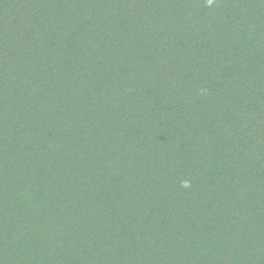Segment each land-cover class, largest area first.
I'll list each match as a JSON object with an SVG mask.
<instances>
[{
	"label": "trees",
	"instance_id": "16d2710c",
	"mask_svg": "<svg viewBox=\"0 0 264 264\" xmlns=\"http://www.w3.org/2000/svg\"><path fill=\"white\" fill-rule=\"evenodd\" d=\"M0 264H264V0H0Z\"/></svg>",
	"mask_w": 264,
	"mask_h": 264
},
{
	"label": "clouds",
	"instance_id": "9594fccd",
	"mask_svg": "<svg viewBox=\"0 0 264 264\" xmlns=\"http://www.w3.org/2000/svg\"><path fill=\"white\" fill-rule=\"evenodd\" d=\"M209 3H211V0H209ZM185 187H187L188 185H187V183H185V185H184Z\"/></svg>",
	"mask_w": 264,
	"mask_h": 264
}]
</instances>
